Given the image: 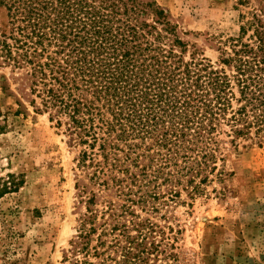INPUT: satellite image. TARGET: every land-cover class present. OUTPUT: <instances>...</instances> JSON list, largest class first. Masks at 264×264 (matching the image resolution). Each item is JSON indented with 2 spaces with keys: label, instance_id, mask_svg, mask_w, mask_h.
Instances as JSON below:
<instances>
[{
  "label": "trees",
  "instance_id": "1",
  "mask_svg": "<svg viewBox=\"0 0 264 264\" xmlns=\"http://www.w3.org/2000/svg\"><path fill=\"white\" fill-rule=\"evenodd\" d=\"M239 3L213 61L157 0H0V68L22 75L92 185L76 183L85 210L63 263L179 264V229L149 215L168 220L221 178L228 150L264 143V0ZM23 183L1 176L0 196Z\"/></svg>",
  "mask_w": 264,
  "mask_h": 264
},
{
  "label": "rangeland",
  "instance_id": "2",
  "mask_svg": "<svg viewBox=\"0 0 264 264\" xmlns=\"http://www.w3.org/2000/svg\"><path fill=\"white\" fill-rule=\"evenodd\" d=\"M157 1L189 51L196 47L213 61L220 42L238 35L247 9L239 0ZM29 100L22 75L0 68V177L15 172L24 180L18 191L0 196V264H65L85 210L76 183L92 185L78 175L77 150ZM223 169L195 199L183 192L180 204L168 207V220L161 218L165 209L157 215L138 209L179 229V264H264V143L228 150Z\"/></svg>",
  "mask_w": 264,
  "mask_h": 264
}]
</instances>
